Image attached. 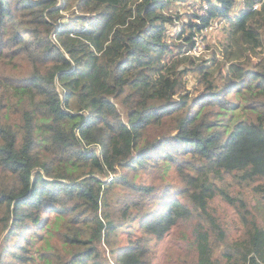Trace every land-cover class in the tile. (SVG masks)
<instances>
[{
  "label": "trees",
  "instance_id": "1",
  "mask_svg": "<svg viewBox=\"0 0 264 264\" xmlns=\"http://www.w3.org/2000/svg\"><path fill=\"white\" fill-rule=\"evenodd\" d=\"M180 223L168 264H264V0H0V264H152Z\"/></svg>",
  "mask_w": 264,
  "mask_h": 264
},
{
  "label": "rangeland",
  "instance_id": "2",
  "mask_svg": "<svg viewBox=\"0 0 264 264\" xmlns=\"http://www.w3.org/2000/svg\"><path fill=\"white\" fill-rule=\"evenodd\" d=\"M185 5L189 6V4L183 3L176 4L175 8H178L177 10L180 13L185 14V8H187ZM194 11L197 14L201 12L199 8H194ZM226 29H228L227 22H215L207 29L196 31V37L190 55L196 57L198 59L197 61H200L210 53H212V51H215V53L221 58L222 56L219 53L223 50V43L225 41L224 30ZM175 32H178V30H176V28L172 29L171 33ZM195 81L196 80L193 76H187L188 88H197L198 85ZM198 91H200L199 87ZM179 179L180 177L175 173H171L168 177V180L173 184L178 183ZM228 182L232 183V195L237 194L240 184L232 180L231 178H228ZM221 186L224 185L221 184ZM210 207H212L214 211H217L218 214H220L223 218L231 223V236L236 237L239 233V230L237 229V226H239V222L236 219V214L232 207L219 199L211 202ZM191 224L180 223L177 227L173 228L170 231V234L168 236L162 239L153 237V240L150 241V248L155 251L152 264H168L169 262H171L170 258L176 256L178 246H182L183 243L188 239V235L191 232ZM10 245L12 244L9 243L8 246ZM38 255L39 253H36V259Z\"/></svg>",
  "mask_w": 264,
  "mask_h": 264
}]
</instances>
